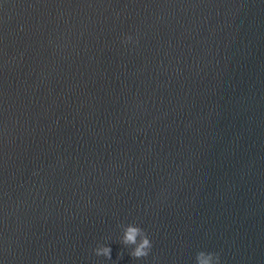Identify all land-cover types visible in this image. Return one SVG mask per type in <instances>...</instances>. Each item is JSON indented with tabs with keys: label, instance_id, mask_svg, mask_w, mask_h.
<instances>
[{
	"label": "water",
	"instance_id": "obj_1",
	"mask_svg": "<svg viewBox=\"0 0 264 264\" xmlns=\"http://www.w3.org/2000/svg\"><path fill=\"white\" fill-rule=\"evenodd\" d=\"M200 252L264 264V0H0V264Z\"/></svg>",
	"mask_w": 264,
	"mask_h": 264
},
{
	"label": "clouds",
	"instance_id": "obj_2",
	"mask_svg": "<svg viewBox=\"0 0 264 264\" xmlns=\"http://www.w3.org/2000/svg\"><path fill=\"white\" fill-rule=\"evenodd\" d=\"M120 243L124 246H131L132 250L129 255L133 259H141L148 256L152 247L150 240L147 238L144 231L133 225H128L123 228V234L120 238ZM94 254L97 257H104L105 259H111V249L108 246H98L94 249ZM211 260H215V264H219L218 256L211 253L205 254L200 252L196 256V264H209Z\"/></svg>",
	"mask_w": 264,
	"mask_h": 264
}]
</instances>
